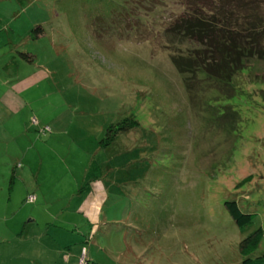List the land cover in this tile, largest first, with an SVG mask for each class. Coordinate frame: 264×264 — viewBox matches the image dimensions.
Returning <instances> with one entry per match:
<instances>
[{"label":"rangeland","instance_id":"1","mask_svg":"<svg viewBox=\"0 0 264 264\" xmlns=\"http://www.w3.org/2000/svg\"><path fill=\"white\" fill-rule=\"evenodd\" d=\"M183 2L0 0V228L81 233L95 264H264V54L189 101Z\"/></svg>","mask_w":264,"mask_h":264},{"label":"trees","instance_id":"2","mask_svg":"<svg viewBox=\"0 0 264 264\" xmlns=\"http://www.w3.org/2000/svg\"><path fill=\"white\" fill-rule=\"evenodd\" d=\"M183 3L189 14L176 24L174 31L201 47L190 50L185 58L181 54L172 55L171 60L183 75L189 101L197 98L195 102L204 106L227 93L233 76L250 58L264 54V0H184ZM224 207L238 227L251 221V215L241 211L236 201L226 200ZM261 233L262 229L257 228L244 237L239 242L241 250L255 246ZM251 259L246 257L244 261Z\"/></svg>","mask_w":264,"mask_h":264},{"label":"crops","instance_id":"3","mask_svg":"<svg viewBox=\"0 0 264 264\" xmlns=\"http://www.w3.org/2000/svg\"><path fill=\"white\" fill-rule=\"evenodd\" d=\"M54 227L55 230L59 229ZM14 228L11 230L0 228V264H78L77 255L82 246L79 241L81 233L72 237L74 232H71L69 239L64 237L62 241H58L57 237L47 232L48 229H44L33 234L31 240L27 234L28 229L20 227L17 232ZM77 232L79 231L77 230L75 234ZM87 253L91 262L95 264L94 260L97 259L95 251L89 248Z\"/></svg>","mask_w":264,"mask_h":264},{"label":"built area","instance_id":"4","mask_svg":"<svg viewBox=\"0 0 264 264\" xmlns=\"http://www.w3.org/2000/svg\"><path fill=\"white\" fill-rule=\"evenodd\" d=\"M33 198L34 197L32 195H29L27 197V201H32ZM77 260H78V264H92V262L90 261L87 255L86 246L84 245L81 246Z\"/></svg>","mask_w":264,"mask_h":264}]
</instances>
